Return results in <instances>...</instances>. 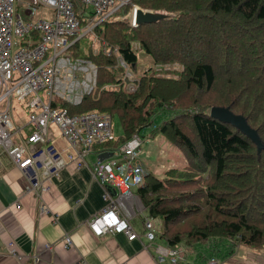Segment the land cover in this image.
Instances as JSON below:
<instances>
[{"label":"trees","instance_id":"1","mask_svg":"<svg viewBox=\"0 0 264 264\" xmlns=\"http://www.w3.org/2000/svg\"><path fill=\"white\" fill-rule=\"evenodd\" d=\"M133 4L166 16L132 26L119 16ZM90 32L117 47L135 88L122 90L115 55L89 49L83 57L96 66L95 88L67 111L116 115L119 136L95 145L116 147L164 110L149 135H161L185 159L162 176L147 172L136 187L147 214L161 220L160 237L170 245L231 238L263 249L264 0H129ZM78 42L70 46L75 56ZM139 55L152 65L138 74ZM218 107L243 118L258 143L212 116Z\"/></svg>","mask_w":264,"mask_h":264},{"label":"built area","instance_id":"2","mask_svg":"<svg viewBox=\"0 0 264 264\" xmlns=\"http://www.w3.org/2000/svg\"><path fill=\"white\" fill-rule=\"evenodd\" d=\"M18 2L0 0V148L24 177V192L38 198L39 214L49 211L39 198L42 187L47 189L46 179L56 177L65 164L73 163L78 168L88 154H96L90 173L104 186L105 204L83 225L93 236L122 233L127 240H133L137 234L128 223L130 211L121 198L130 186L140 184L145 174L137 161L141 136L134 132L114 149L116 157L98 160L97 156L108 150L95 145L112 136L111 116L96 110L69 113L66 109L93 91L96 75V66L90 60L79 55L70 57L71 44L87 33L98 39L91 34L92 27L129 0H32L19 7L24 8L23 14L16 13ZM41 6L51 13L33 18ZM87 8L89 15L85 17ZM136 8L133 4L119 18L128 17L133 26ZM80 24L84 26L80 28ZM13 47L16 50L10 53ZM97 49L106 56L115 55V66L123 71L122 88L134 90V75L117 47L99 40L93 51ZM13 99L25 102L29 110L26 124L13 125ZM24 126L30 128L22 135ZM52 126L66 142L67 150L49 140ZM110 190L118 194L112 197ZM142 227L144 246L154 249L157 263L178 264L184 259L182 245L154 242L158 231L151 217L143 219ZM60 242L64 248L71 245L67 234ZM33 259L36 261V257ZM214 263L213 258L206 262Z\"/></svg>","mask_w":264,"mask_h":264},{"label":"crops","instance_id":"3","mask_svg":"<svg viewBox=\"0 0 264 264\" xmlns=\"http://www.w3.org/2000/svg\"><path fill=\"white\" fill-rule=\"evenodd\" d=\"M23 10L16 7V13L23 14ZM49 140L67 150L66 142L54 128H51ZM116 147H104L108 150L104 152L109 154L108 158L117 156ZM88 155L78 168L67 163L58 170L56 177L46 179L47 189L42 187L39 198L49 211L39 214L38 198L24 192V177L0 148V264H164L157 263L153 248L144 246L142 223L149 215L136 194L137 186H130L129 192L121 198L130 211L128 223L137 238L127 240L122 233L93 236L83 225L105 204L104 186L90 173L96 154ZM137 161L145 174L157 175L175 167L169 160H161L159 167H154L160 169L151 170L140 162L139 157ZM117 194L118 191L114 194L110 190L112 197ZM151 218L155 227L160 228L161 220L159 227L155 218ZM160 230L157 229L154 242L168 245L160 237ZM65 234L71 240V245L66 248L60 242ZM178 244L185 248L184 259L178 264H206L210 258L215 260L214 264H264V248L254 250L231 238L209 239L193 245Z\"/></svg>","mask_w":264,"mask_h":264},{"label":"rangeland","instance_id":"4","mask_svg":"<svg viewBox=\"0 0 264 264\" xmlns=\"http://www.w3.org/2000/svg\"><path fill=\"white\" fill-rule=\"evenodd\" d=\"M31 1L32 0H20V2H18L16 4V7H17V9H19L20 6L23 7L25 5V3L31 2ZM50 13H51L50 9H47L45 7H41L40 9L36 10L33 18L47 17L48 14H50ZM87 15H89L88 14V8L85 11V17ZM83 26L84 25L80 24V28H82ZM98 46H99V40L87 33L86 35H84L83 37H81L79 39L78 48L76 46L74 48L76 50L75 53H77V55H79V57H81L89 49L95 50ZM15 50H16V47H13L11 49L10 53H13ZM69 52H70L71 58L76 57L73 54V50H70ZM150 65H152V63H151V59L149 57L139 55L138 62L136 63L135 69L137 70V73L139 74L141 70L143 71L145 68H147ZM176 68H181V65L179 63H177ZM108 86H110V85L109 84L104 85V87H108ZM124 89L122 88L123 91L128 92ZM11 104H12L13 125L14 126H21L23 124H26L27 118L29 115V110L26 107L25 102H19V101H16L13 99L11 101ZM163 111L164 110H159L158 113L155 111V113H157V114L152 115L153 121L151 122V125L141 129L139 132V135L141 136L142 142L140 145V152H139L138 157H139L140 162L142 164H144V166L149 167L151 170L160 169V168H154V167H156V166L159 167L158 164L161 162V160H163V161L169 160V163L172 162L173 166H175L177 168L183 167L186 163L184 157H182V155L178 151V149L176 150V148L174 146H172L165 138H163L159 134H155L153 136L149 135L150 129L153 127V125L158 123V120L160 119V117L161 118L164 117L163 115H165V113ZM213 112L215 113L216 111H213ZM230 114H232V113H230ZM228 115L229 114H227V113L226 114L220 113L221 117L225 116L226 118H228L230 120V121H225L226 123H229L230 125L234 126L239 131H241V133L248 135L251 139L255 138V139H253V141L255 140L254 142H256V140H257L256 136L254 135L252 130L246 125L243 118H241L240 116L232 114L233 116H235L236 119H233V118L230 119ZM29 128L30 127L24 126V128L21 130V134L24 135V133H26ZM111 132H112L111 134L113 137H118L119 134L121 133L119 120H118L116 115H112ZM256 143H258V141ZM120 144H121V142L119 143V145ZM89 156L92 158L94 157L93 155H88V157ZM157 171L158 170H156L155 173ZM163 171H161L160 173H157V175L162 176ZM177 191H178L177 189L171 190L172 193H175ZM154 221L160 227V218L157 217L154 219ZM160 228H157V229L160 230ZM209 239H215V238L211 237ZM217 240H219V239H217ZM195 244H201V243H195Z\"/></svg>","mask_w":264,"mask_h":264},{"label":"water","instance_id":"5","mask_svg":"<svg viewBox=\"0 0 264 264\" xmlns=\"http://www.w3.org/2000/svg\"><path fill=\"white\" fill-rule=\"evenodd\" d=\"M165 16H166L165 13L160 12V11H150V10H145V9H141V8H136V10L134 12V21H135L136 24H138V23H150V22H155V21H157L159 19H162ZM211 110H210V114L212 116H214L215 118H218L219 120L230 121L225 116L221 117L220 113H225V114L227 113V114H229L228 116H229L230 119H232V118L236 119L235 116L230 114V112L228 110L224 109V108L218 107V108H212ZM213 111H216V112L214 113ZM252 132H253V130H252ZM253 139H255V138H252V140ZM256 142H257V140H256ZM108 156H109L108 153H102V154H99L97 156V159L98 160H102V159H105Z\"/></svg>","mask_w":264,"mask_h":264}]
</instances>
